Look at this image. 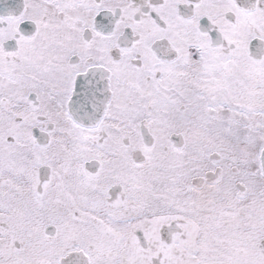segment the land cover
Wrapping results in <instances>:
<instances>
[{
	"label": "snow or ice",
	"instance_id": "6c2138e0",
	"mask_svg": "<svg viewBox=\"0 0 264 264\" xmlns=\"http://www.w3.org/2000/svg\"><path fill=\"white\" fill-rule=\"evenodd\" d=\"M0 264H264V0H0Z\"/></svg>",
	"mask_w": 264,
	"mask_h": 264
}]
</instances>
